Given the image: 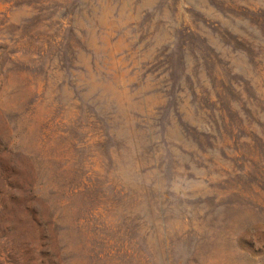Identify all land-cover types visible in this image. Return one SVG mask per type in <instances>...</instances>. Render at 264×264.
Masks as SVG:
<instances>
[{
	"label": "rangeland",
	"instance_id": "obj_1",
	"mask_svg": "<svg viewBox=\"0 0 264 264\" xmlns=\"http://www.w3.org/2000/svg\"><path fill=\"white\" fill-rule=\"evenodd\" d=\"M28 217L49 264H264V0H0V236Z\"/></svg>",
	"mask_w": 264,
	"mask_h": 264
},
{
	"label": "trees",
	"instance_id": "obj_2",
	"mask_svg": "<svg viewBox=\"0 0 264 264\" xmlns=\"http://www.w3.org/2000/svg\"><path fill=\"white\" fill-rule=\"evenodd\" d=\"M30 220L22 224H16L10 219L4 222L5 233L0 236V260L5 264H49L51 255H46L43 259L39 254L38 239L32 237L28 239L26 232L35 229V219L28 217Z\"/></svg>",
	"mask_w": 264,
	"mask_h": 264
}]
</instances>
